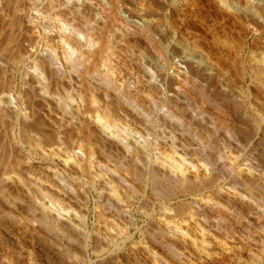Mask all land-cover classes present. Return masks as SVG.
Returning <instances> with one entry per match:
<instances>
[{
    "label": "bare ground",
    "instance_id": "1",
    "mask_svg": "<svg viewBox=\"0 0 264 264\" xmlns=\"http://www.w3.org/2000/svg\"><path fill=\"white\" fill-rule=\"evenodd\" d=\"M180 6L184 14L174 16ZM207 6L223 27L232 25L223 29L224 39L213 31L212 46L190 25L203 23ZM241 30L264 32V0H0V38L8 32L3 49L12 51L9 60L0 57V134L5 121L19 129L6 137L9 160L3 159L0 178V194L16 193L13 203L0 195V264H264V176L258 164L230 152L213 154L209 143L184 132L188 126L186 131L217 133L209 119L225 116L232 131L221 134L222 145L236 151L249 137L254 146L263 145L264 84L248 110L251 94L223 64L244 59L246 48L237 44L234 51L229 39L234 33L241 38ZM253 45L256 52L246 60L264 80V42ZM20 70L25 88L18 90ZM73 89L75 99L59 92ZM128 96L138 97L148 112ZM30 127L40 135L36 154L55 171L24 152L20 136L29 138ZM144 155L145 192L151 187L166 198L160 204L164 217H152L154 208L145 231L132 214L134 190L126 179L140 177L136 162ZM111 156L117 164L126 159L118 169L128 176L116 170L97 175L96 165L113 161ZM60 171L102 178L101 213L114 218L115 228L102 222L90 227L88 205ZM33 184L53 202L26 193L24 187ZM255 191L261 206L251 201ZM64 245L76 248L80 258Z\"/></svg>",
    "mask_w": 264,
    "mask_h": 264
},
{
    "label": "rangeland",
    "instance_id": "2",
    "mask_svg": "<svg viewBox=\"0 0 264 264\" xmlns=\"http://www.w3.org/2000/svg\"><path fill=\"white\" fill-rule=\"evenodd\" d=\"M177 10V12L175 13V15L174 16H179V15H182V14H184V11H185V8L184 7H182V6H180L178 9H176ZM202 19H203V23L202 24H199V23H197V25L199 26H197L194 22H192L191 21V23H190V25H193V27L198 31L197 32V34H198V36H200V37H203V41L204 42H206L208 45H210V46H212L213 45V40H212V33H213V31L215 30L216 32H218V34H219V37L221 38V39H224V38H226V37H228V36H226L225 35V33H223L222 31H223V29L225 28V27H228V28H230V29H228V31H230L231 29H232V25L231 24H226L224 27H223V24H221L222 23V21L221 20H219L218 19V21H217V19H216V17H215V8L214 7H212L211 6V8L210 7H206V8H203L202 9ZM75 27L76 28H80L81 26H80V24L79 23H76L75 24ZM254 28V27H253ZM227 29H225V30H227ZM234 30H235V28H233ZM6 33H8L7 31H6ZM6 33L4 32L3 34H2V36H1V40L0 41H2L3 39H5V40H3V44H2V46L0 47V57H2L1 59H5V57L8 59V57L10 58V56H11V50L9 51V50H7L6 51V49H3V48H5L6 47V45L4 44L5 42H6V38H7V35H6ZM223 33V34H222ZM234 33V32H233ZM241 33H242V37L241 38H238L237 37V35L236 36H234L236 33H234V34H232V35H230L229 36V39L231 40V42H232V44H233V50L234 51H237V49H238V47H245L246 48V50H245V52L246 53H243V54H241V56H243V60L241 61V63H239L238 65H236L237 66V68H236V66H232V63L231 62H229V61H226L225 59L223 60L224 62H223V64H225V66L226 67H229V65H230V67L228 68L229 69V71H230V74H231V76L235 79V81H237V86L241 89V90H244L245 92H246V94L247 95H249V93L251 94V95H249V98L246 100V103H247V109L249 110V108L252 106V102L253 101H255L259 96H260V94L263 92V90H262V86H263V84H264V80L263 79H259L257 76H256V73L254 72V70H252L251 68H250V66H248V61L246 60V58H247V56L246 55H248L249 53H251V52H253L254 50H252V49H254L253 48V44H255L256 42H259L260 40L261 41H263L264 42V32L262 33V34H260L259 36H257V34H256V31H255V33H254V31H249L248 33H247V35L245 34V32L243 31V30H241ZM6 36V38H5V36ZM224 38H223V37ZM258 38V39H257ZM242 39H245V41H246V44L242 41ZM237 44H240V45H238V47H236L237 46ZM241 44H243V45H241ZM4 45H5V47H4ZM236 47V48H235ZM130 51V50H129ZM9 52V53H8ZM256 51H254L253 53H255ZM123 58V60H124V57H122ZM6 59V60H7ZM9 60V59H8ZM8 62V61H7ZM3 64V66H7V63L6 62H2ZM230 63V64H229ZM34 64L31 62L30 63V65H28V66H30L29 68H31L32 66H33ZM242 66V67H241ZM234 67V68H233ZM22 72V73H21ZM23 73H24V70H20V72L16 75V83H15V86H16V88L18 87V90H21V89H23V88H25V86H23L22 84H23ZM238 73H240V74H238ZM0 75H1V73H0ZM2 76V75H1ZM1 78V77H0ZM1 80H2V82H1ZM0 80V85H1V83H2V85H3V79H1ZM261 80V81H260ZM1 85V86H2ZM35 85L36 84H34V87H35ZM262 85V86H261ZM0 86V90H2V88L3 87H1ZM37 87V86H36ZM242 87V88H241ZM124 88H125V86H124ZM125 90H126V88H125ZM60 92V94L63 96V98H66V99H68L69 97H71L72 99H73V97H74V99L76 98V90H69V91H67L66 92V94L64 95V94H62L63 92L62 91H59ZM59 94V95H60ZM60 95V96H61ZM127 95V94H126ZM133 97L134 96H130V98H129V96H128V98L132 101L133 100ZM249 100V101H248ZM134 101H139V103H137L138 105H139V107H142V108H144L143 110H144V113H145V111L146 112H148V109H145V105H143V104H141V102H140V100L138 99V97H134ZM249 104V105H248ZM27 109V110H26ZM24 111H28V108H25V110ZM248 114V112H247V110H245L244 111V115H247ZM215 117H217V118H215ZM215 117H213V118H210L209 119V121H210V124H211V126L212 127H214V128H216V131H217V133H213L212 134V132H210V133H208L209 131H207V132H204V133H202L200 130L199 131H197L196 129H194V128H191V129H189V131H186L188 128L186 127V126H184V127H186V128H184V132L185 133H187L189 136H190V138H193V139H195V137L194 136H198L199 138H201V140L205 143V144H207V143H209L210 145H212V147H210L209 146V144L207 145L208 146V149H209V152H211V153H213V154H216V155H218V153H219V155H221V153H222V151H223V153L224 154H229V152L231 153V154H233V155H241L242 157H243V160H247V162L249 161V160H251V158H253L252 159V161H254V162H256L258 165H256L255 167L257 168V171H258V173L260 174L261 173V175H263L264 176V166L262 165V164H264L263 162H262V160H264V153L262 154L261 152H263V150H264V140L262 141V142H260V143H262L263 145L261 146V144L259 145V146H257V144L254 146V141L253 140H250V137H249V139H248V141L247 142H244L243 143V148L241 149H239V150H236L235 151V149H232V148H228V147H225L224 145H222V143H220L221 142V136L222 135H227V133L226 132H228V134H229V132H231L232 130H231V125H232V123H230L229 121H228V119L229 118H227V117H225V116H216L215 115ZM215 118V119H214ZM221 118H223V119H221ZM214 119V120H213ZM221 119V120H220ZM224 120V121H223ZM226 120V121H225ZM230 120V119H229ZM222 121V122H221ZM5 122H6V124H5ZM4 122V128H3V131L1 132V134H0V178H1V176H2V174H3V167L4 166H6V163L8 162V160H9V154H7V153H9L10 151L8 150L9 149V145H8V142H7V140H6V137H8V136H10L11 135V133H12V131H14L13 133H18L19 131V129H18V127L16 126V124L15 123H9V122H7V121H5ZM252 122H254L253 124L255 125V126H257V123H256V121H252ZM228 123V124H227ZM216 124V125H215ZM225 124V125H224ZM14 125V126H13ZM9 127V128H8ZM13 127V128H12ZM164 126L162 125L160 128H163ZM167 127V126H166ZM165 127V128H166ZM241 127H243V129L244 128H246L247 126H245V125H241ZM140 129H142V132L140 131V130H138V131H140V134H142L143 135V138H145V128H144V126H141L140 125V127H139ZM159 127L157 126V128L156 129H158ZM181 128V127H180ZM230 130H229V129ZM7 129V130H6ZM32 129V130H31ZM186 129V130H185ZM144 130V131H143ZM246 130H248V132H249V134L252 136L253 134H254V136H255V139L256 138H261V135L259 136V135H257V133L256 132H253V131H250L249 130V128H247V129H244L243 131H246ZM35 132L36 133V135H35V133H33V132ZM194 131V132H193ZM29 132V133H28ZM28 132H27V136L29 137V138H25V136L26 135H21L20 137H21V139L23 138V143H22V148H23V150H24V152H26V153H32L33 155H32V158H33V161L34 162H43V163H45V165L46 166H50L52 169H53V171H55V166H52V164H51V162L49 161H44L42 158H40L41 156L40 155H38V154H36V152H35V150H36V144L34 143V139H37V137H39L40 138V135L32 128V127H30L29 129H28ZM32 132V133H31ZM189 132V133H188ZM224 132V133H223ZM152 133H154L153 131H152ZM30 134H32L31 136H33L34 138L32 139L31 137H30ZM222 134V135H221ZM152 135V134H151ZM200 135V136H199ZM213 135V136H212ZM256 135H257V137H256ZM196 136V137H197ZM217 136V137H216ZM4 137H5V143H4ZM152 137V140L154 141V140H156V136H154V134L151 136ZM150 137V138H151ZM155 138V139H154ZM209 139V140H208ZM213 140V142L215 141H217L216 143H213L212 142V140ZM215 139V140H214ZM29 140V141H28ZM31 140H33V142H31ZM207 140V141H206ZM219 140H220V142H219ZM25 141V142H24ZM30 142H31V144H30ZM252 142V143H251ZM3 143H4V145H3ZM27 143V144H26ZM32 143H34V144H32ZM213 143V144H212ZM220 144V146H219V144ZM30 144V145H29ZM251 144V145H250ZM35 145V146H34ZM223 146V148H222V146ZM5 146H7V147H5ZM4 148H6V149H4ZM4 150H6V152L4 151ZM229 150V151H228ZM256 150V151H255ZM29 151V152H28ZM226 151V152H225ZM241 151H242V153H241ZM3 153V154H2ZM222 153V154H223ZM223 154V155H224ZM261 155V156H260ZM40 156V157H39ZM112 157V156H111ZM141 158V159H140ZM137 161H138V163L136 162V165L138 166V169L139 170H141L140 171V177H138L137 179L135 178V180H134V178H132L131 176H129V177H126V179H128L127 181H128V184L130 185V187H129V189L130 190H134V202L132 201V214H133V216H135V218H136V223H137V225L139 226V227H143V230L145 231V227H146V224H144V223H146L147 222V214H149V213H151L152 212V210H153V212L151 213V215H152V217H155V218H163L164 217V214L162 213V211H161V209H160V207H161V205H162V203H164V202H166V198L164 197L163 198V196L164 195H160V198H159V196L157 195V194H153L154 192H153V190H152V188L151 187H149L148 189H147V191L145 192V184H146V181H144L145 180V177H146V173L145 172H147L148 173V170H147V166L145 165V155H144V158H142V157H140ZM250 158V159H249ZM260 158V159H259ZM3 159H5L7 162H5V160H3ZM35 159V160H34ZM112 159H113V161H109V159H108V161H106V163L107 164H105L104 165V161H103V163H102V167L100 166V164H99V166L98 165H96V169H94V170H98V171H95L96 173H97V175L98 176H101V177H108V175H110V171H115L116 170V172H119L118 174H120L121 176H123V175H127V174H124L123 173V171H121L120 172V170H121V165H122V162H124V161H126V159H123L122 160V162H120L121 164H117V162L114 160V158L112 157ZM112 159H110V160H112ZM257 160V161H256ZM115 161V162H114ZM2 162V163H1ZM250 162V161H249ZM3 163H5V165H3ZM243 163H245L244 161H243ZM260 163H262V164H260ZM116 164V165H115ZM107 165V166H106ZM3 166V167H2ZM97 166H98V168H97ZM107 168H106V167ZM110 166H112V167H110ZM258 166V167H257ZM260 166V167H259ZM100 168V169H99ZM104 168H106V169H104ZM115 168V169H114ZM120 170H119V169ZM110 169V170H109ZM102 170V171H101ZM61 172V174H63V176H64V178L67 180V182H70L69 184H72V182H73V184L72 185H74V187H77L76 188V190H77V192H78V194H79V199L81 200V201H83L85 204H87L88 205V208H89V217H88V219H90L89 220V224H90V227L92 226V225H94L95 223H97V222H102V224H106V226L108 227V225H109V223H110V225H109V227L108 228H115V223L113 222V220H114V218L112 217L111 218V221L114 223H112V222H110V218H109V216H110V214H103L105 211H103V213H101L102 212V209L104 210L105 209V206H103V204L102 203H100V193L103 191H105L104 190V188L102 187L103 185H101L102 184V182H101V180L100 179H102V178H99V177H96L95 179L93 178V177H91L90 175H87V173H85V172H80V173H78L77 175L76 174H72V173H67V174H65L63 171H60ZM100 172V173H99ZM105 172V173H104ZM106 174V175H105ZM123 174V175H122ZM105 175V176H104ZM76 176V177H75ZM128 176V175H127ZM99 178V179H98ZM147 178V177H146ZM131 179V180H130ZM147 180V179H146ZM95 182V183H91V182ZM141 181V182H140ZM77 183V184H76ZM136 184H137V186H136ZM76 185V186H75ZM31 186H33V187H31ZM31 186H29V189L27 188L28 186L26 185V188L24 187V190H25V192L26 193H29L30 195H32L33 197H34V199L35 198H37V200L38 201H41V202H43V201H45V202H47V203H52L53 201L51 200V198L44 192V190H41V187H38L37 185H31ZM229 186V185H228ZM33 188V189H32ZM34 188H36V189H34ZM26 189H28L27 191H26ZM30 189H32V191L30 190ZM40 189V190H39ZM80 189V190H79ZM237 191H240V192H243L244 191V189L242 188V187H239V188H235ZM42 191V192H41ZM31 192L32 193H34V194H31ZM38 193V195H37V193ZM80 192V193H79ZM84 194H83V193ZM136 192V193H135ZM207 191H203V194H204V196H206L207 197V195H208V197H209V194H210V192H207ZM45 193V194H44ZM82 193V194H81ZM144 193H146V194H144ZM11 194V195H10ZM16 193H14V194H12V193H7V192H5V193H2V194H0L1 196H4V198L7 200V201H9V203H13L14 202V197H16V195H15ZM81 194V195H80ZM244 194H246V193H244ZM251 194V201L252 202H254V203H257V205L259 204L260 205V201H261V197H262V195L259 193V192H257V191H255L254 193H250ZM12 195H14V196H12ZM85 195V196H84ZM154 195V196H153ZM196 195V194H195ZM201 195V194H200ZM9 196V197H8ZM11 196H12V198H13V200H12V198H11ZM210 196H211V194H210ZM247 196V195H246ZM156 199H155V198ZM191 197V195L190 196H187V197H183V199H188V198H190ZM200 197V196H199ZM154 198V199H153ZM260 198V199H259ZM152 199V200H151ZM164 199V200H163ZM257 200V201H256ZM98 201V202H97ZM151 202L152 203V206L150 207V206H147L148 205V203L149 202ZM155 201H157V202H155ZM159 201V202H158ZM256 201V202H255ZM147 203V204H146ZM161 204V205H160ZM103 206V207H102ZM153 206H155V207H153ZM261 206V205H260ZM158 207V208H157ZM100 208V209H99ZM261 209H264V207L263 206H261ZM100 210V211H99ZM159 210H160V212H159ZM155 211V212H154ZM158 212V213H157ZM99 213H101L102 215H100ZM154 213V214H153ZM97 214H99L98 216H97ZM150 215V214H149ZM103 216H105V217H103ZM98 217V218H97ZM111 217V216H110ZM145 217V218H144ZM102 218V219H101ZM103 218H105V219H107V220H105V219H103ZM113 219V220H112ZM105 221V222H104ZM112 223V224H111ZM92 228V227H91ZM136 232V230L135 229H132V233H135ZM59 237H60V239H62V235L61 234H59ZM140 239H141V233H139V234H136V242L137 241H140ZM64 247H65V245H64ZM66 248V251L69 253V255H71L72 257H74V258H80V252L76 249V248H70L69 249V247H65Z\"/></svg>",
    "mask_w": 264,
    "mask_h": 264
}]
</instances>
